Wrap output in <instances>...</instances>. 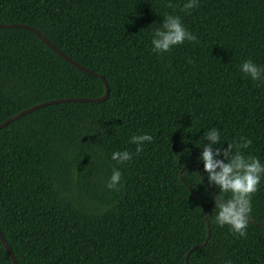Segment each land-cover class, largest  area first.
I'll use <instances>...</instances> for the list:
<instances>
[{"label":"trees","instance_id":"obj_1","mask_svg":"<svg viewBox=\"0 0 264 264\" xmlns=\"http://www.w3.org/2000/svg\"><path fill=\"white\" fill-rule=\"evenodd\" d=\"M187 2L0 0V23L36 27L110 89L0 128V227L20 264H264V175L243 238L215 222L219 189L199 160L215 128L222 148L251 139L241 151L264 164V83L241 71L248 59L264 68V0ZM166 14L197 41L154 52ZM105 91L30 29L0 27V124ZM142 134L153 141L137 153ZM114 169L119 191L107 188ZM0 264H13L1 239Z\"/></svg>","mask_w":264,"mask_h":264},{"label":"clouds","instance_id":"obj_2","mask_svg":"<svg viewBox=\"0 0 264 264\" xmlns=\"http://www.w3.org/2000/svg\"><path fill=\"white\" fill-rule=\"evenodd\" d=\"M166 7L172 8L168 3ZM199 7L198 0H188L182 10L189 12ZM185 41L196 42L197 37L183 25L179 16L167 15L164 18L162 28L155 30L153 39V51L156 53H167L174 46L182 45ZM241 71L250 76L253 81L264 83V68L256 65L251 59L244 61ZM220 133L212 128L206 133V140L202 147V155L199 160L203 161L204 173L208 184L219 189L218 196L214 198L215 209L218 210L215 222L220 226H229L233 234L239 237H247L248 218L252 211V197L258 191L262 175H264V164L255 156H245L241 151L252 145L253 141L246 136L239 137L228 143L227 148L220 144ZM153 137L148 134L133 135L131 143L136 144V152L143 150L145 142H152ZM132 153L129 151H117L113 153L112 160L124 163L132 160ZM223 159H217V157ZM122 174L114 169L107 183L110 190L119 191ZM122 186V185H121ZM222 193H231V197L225 199ZM225 264H232L230 260Z\"/></svg>","mask_w":264,"mask_h":264},{"label":"water","instance_id":"obj_3","mask_svg":"<svg viewBox=\"0 0 264 264\" xmlns=\"http://www.w3.org/2000/svg\"><path fill=\"white\" fill-rule=\"evenodd\" d=\"M8 26H19V27H24L27 29H30L31 31H33L39 38H41L46 44H48L54 51H56L60 56H62L63 58H65L66 60H68L69 62H71L73 65H75L76 67H78L79 69L86 71L88 73L97 75L99 77H101L105 84H106V91L103 95L101 96H97V97H91V96H71V97H61V98H54V99H49V100H45L39 103H36L34 105H31L15 114H13L12 116L8 117L6 120H4L1 124H0V128L8 125L9 123L13 122L14 120L22 117L23 115L34 111L36 109H39L41 107L50 105V104H55V103H59V102H65V101H89V102H100L105 100L108 96H109V84L106 81L105 77L101 74H99L98 72L94 71L91 68H88L87 66L81 64L80 62H78L77 60H75L74 58L70 57L69 55H67L65 52H63L60 48H58L48 37H46V35H44L39 29H37L36 27L26 24V23H10V24H6V23H0V27H8ZM194 167L197 168V170L200 172V168L199 166L192 162L191 163ZM209 186V184H207ZM210 187V186H209ZM190 190L192 191V193L197 197V199L203 204L205 212H206V206L204 204V202L202 201V199L200 198V196L191 188L189 187ZM210 189L213 191V193L218 196V194L210 187ZM249 221L255 223V224H259V222L252 220L251 218H248ZM207 224H208V238L210 236V223H209V218L207 216ZM208 238L205 240L204 243H202L201 245H204ZM0 239L3 242L10 258L12 259L13 264H20L15 256V253L12 249V247L10 246L8 240L6 239V236L4 235L1 227H0ZM201 245H195L194 247H192V249L201 246ZM191 249V250H192Z\"/></svg>","mask_w":264,"mask_h":264}]
</instances>
